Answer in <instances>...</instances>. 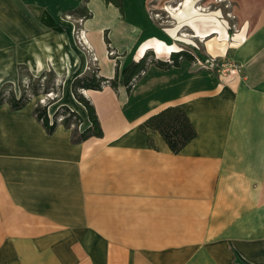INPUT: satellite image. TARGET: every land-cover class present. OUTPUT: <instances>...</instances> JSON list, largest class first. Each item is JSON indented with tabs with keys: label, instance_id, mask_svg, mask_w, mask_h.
<instances>
[{
	"label": "crops",
	"instance_id": "obj_1",
	"mask_svg": "<svg viewBox=\"0 0 264 264\" xmlns=\"http://www.w3.org/2000/svg\"><path fill=\"white\" fill-rule=\"evenodd\" d=\"M89 2L92 17L83 28L108 80L117 70L93 35L102 41L112 24L128 38L113 43L127 55L120 58L124 68L138 62L133 54L151 37L164 43L166 56L178 42L196 45L194 39L215 35L226 41L232 33L223 10L190 7L177 20L194 36L181 35L178 26L169 46L156 36L142 39L144 25L131 17L145 10L134 5L124 12L108 3L102 15L108 24L89 26L95 19ZM223 2L233 8L236 30L228 45L207 44L206 56L227 55L239 74L226 79L191 61L162 68L156 60L130 92L122 85L88 90L102 138L74 144L63 126L49 135L29 105L0 106V264H264V0ZM63 14L39 0H0V32L15 42L11 79L21 64L43 72L52 48L67 47L56 39L61 24L52 18ZM72 51L67 63L84 75L85 53ZM169 107H181L197 132L180 153L158 131L140 127Z\"/></svg>",
	"mask_w": 264,
	"mask_h": 264
},
{
	"label": "rangeland",
	"instance_id": "obj_2",
	"mask_svg": "<svg viewBox=\"0 0 264 264\" xmlns=\"http://www.w3.org/2000/svg\"><path fill=\"white\" fill-rule=\"evenodd\" d=\"M43 4H47L52 9H60L61 12L65 13L61 16L52 15V18L58 20L61 24L60 30L56 33L58 40H67L68 43L67 47H53V52L51 54V59L49 58L48 68L43 72L37 74L34 73L29 67L24 65L18 66V78L13 80L10 76V69H12V57H11V45L15 42L12 40L8 35L4 32H0V92L4 91L5 97L8 98L10 94L14 93L17 98L25 95L27 99H29V106L31 108H36L38 105L41 107H46L48 110L49 117L51 120L57 119L59 124L58 127L63 126L67 130H71L72 132L77 128L79 132H84L85 122H86V115L84 112L87 110L86 108L80 103L79 96L85 98L89 101L86 91L84 89H77L74 92V83L78 78H86L91 77L94 75V72H99L100 70L97 68L98 63V56L90 48L83 44L80 40V36L83 34L86 37V32L84 31L83 24L86 22L88 18H91L90 12L88 11L87 7L90 3L89 0H39ZM90 8L95 13V19H93L92 23L89 26L96 27L108 24V21L104 20L102 16L104 14V10L108 6V1L103 0H92ZM116 3L122 5L123 11L129 10L130 7L133 5L138 9V11L145 10L144 14L140 13V15H135V17H131L134 22L137 24L144 25V31L146 32L145 36L142 39H146L151 36H156L161 39L167 41L166 43L171 46L173 40L170 38V30L175 29L178 26H183L181 28L180 34L185 36L187 35L189 38L194 36L193 31L186 27V23H180L177 19L179 18L181 22L187 18L185 10L187 8L192 7L193 9H197L199 13L202 14H212L218 13L221 15V10H223L224 14L221 16V20L224 21V25L226 31L232 33L230 36L232 37L233 33L236 30V25L234 24L235 16L229 10L233 8L228 4L223 2L224 0H114ZM89 2V3H88ZM182 4V6H181ZM115 6V5H114ZM181 6V7H180ZM182 11L177 13L175 9ZM184 10V11H183ZM86 11V12H85ZM129 17V15H128ZM130 19V18H129ZM129 21V20H128ZM112 30L116 28L115 24H112L110 27ZM105 29L102 32V41L101 36L97 32L93 36L96 37V42L104 44L107 52V57L113 60L114 67L116 70L120 69L121 72L124 67H121V60L120 58H124L127 55H119L116 48H114L113 43L120 44L122 42H127V37L123 36L122 33L118 30H113L111 34V29ZM54 33V31H53ZM111 34V35H110ZM179 34V37H180ZM186 36V37H187ZM230 36L226 38V41H221L222 39L220 36H212L208 38L206 41L204 39H194L196 45H189L185 43L178 42L181 46L180 47H170L167 52L175 51V50H183L184 52H189L197 57L200 55L206 56L207 54V44L213 45L214 48L218 47L219 44L221 45H228V41H230ZM54 40V38L52 37ZM87 40V38H86ZM73 43L74 47H70L69 44ZM149 46L146 49L135 52L133 57L136 60L143 57L146 53H150V56L147 60V63L150 61H155L159 59L157 57L162 56L164 57V50L161 47L164 43H157L153 41L152 37L151 40L148 41ZM161 44V45H160ZM32 45L30 44V50L32 51ZM19 56L21 55V45H18ZM148 48V49H147ZM38 48L36 47V50ZM57 49L61 50L57 52ZM73 49L78 50V52L85 53V57L87 59V71L84 75L78 76L70 66L72 64H68V61H73V58L67 55H71V51ZM39 50V49H38ZM66 51V53H63ZM114 52L113 56H110L109 53ZM73 53V51H72ZM22 55L24 58H27L28 52L26 47L22 50ZM74 55V54H73ZM59 60L60 63H56L55 59ZM94 58H97V61H93ZM65 64H62V61ZM170 59V58H169ZM167 59V60H169ZM160 60H164L160 58ZM131 63V62H130ZM129 63V64H130ZM220 64H229L232 63L225 55V57H219ZM128 64V65H129ZM216 72L218 75L225 77L226 79L229 78L228 73H219ZM100 76V73H98ZM110 84H106L104 86H109ZM91 103V102H90ZM85 110H84V109ZM69 112H75L78 115V118L72 117V122L70 128H66L63 123L66 118H69ZM81 120V121H80ZM80 121V122H79Z\"/></svg>",
	"mask_w": 264,
	"mask_h": 264
},
{
	"label": "trees",
	"instance_id": "obj_3",
	"mask_svg": "<svg viewBox=\"0 0 264 264\" xmlns=\"http://www.w3.org/2000/svg\"><path fill=\"white\" fill-rule=\"evenodd\" d=\"M107 1L108 3H112L118 7L120 11H123L121 3L118 4L114 0ZM150 53H146L138 60V62H131L121 72L119 71L120 69H118L117 75L113 80L100 77L98 75V71L94 72V75L91 77L78 78L74 83V92H76L77 89L102 91L105 87L104 85L106 84H110L109 86L113 89H117L120 85H122L127 88L128 92H130L134 83L145 73L146 68L150 63L157 62L160 67L166 68L170 66L180 67L181 61L183 60L195 62V57L193 54L180 51L171 53L169 61L156 59V62L150 61L147 63ZM199 58L205 60L206 57L200 55ZM29 101L30 100L27 99L25 95L17 98L16 95L12 93L8 98H6L4 91L0 92V106L8 104L13 111H19L26 108L29 104ZM79 101L87 110V115L91 126L84 132H79L76 128L72 133V142L74 144H80L91 137L102 138L103 130L101 128L95 107L90 103V101L81 96H79ZM33 113L37 121L43 125L44 129L49 135H53L56 132L59 124L56 118L51 120L46 107H41L38 105L34 109ZM68 113L70 116L64 120L63 125L69 129L70 125L73 124H71L72 117L78 118V115L75 112H69V110ZM140 127L144 131H158L174 153H180L197 137V132L194 126L190 122L186 112L181 107L166 108L160 113L150 117Z\"/></svg>",
	"mask_w": 264,
	"mask_h": 264
},
{
	"label": "built area",
	"instance_id": "obj_4",
	"mask_svg": "<svg viewBox=\"0 0 264 264\" xmlns=\"http://www.w3.org/2000/svg\"><path fill=\"white\" fill-rule=\"evenodd\" d=\"M80 40L83 42L84 45H86L89 48L88 41L86 40L85 35L80 36ZM110 56L114 55V52L109 53ZM195 64H197L201 69L205 70H213L218 71L219 73H228L230 75L239 74L240 67L235 63H229V64H220L218 57L213 56H206L205 60L200 59L199 57L195 56ZM170 60V59H169ZM93 61H97V58H94ZM229 75V77H231Z\"/></svg>",
	"mask_w": 264,
	"mask_h": 264
},
{
	"label": "bare ground",
	"instance_id": "obj_5",
	"mask_svg": "<svg viewBox=\"0 0 264 264\" xmlns=\"http://www.w3.org/2000/svg\"><path fill=\"white\" fill-rule=\"evenodd\" d=\"M181 6H182V4H181ZM180 6V7H181ZM179 10V8L178 9H175V11H178ZM180 51H183V50H175V51H171V52H169L165 57V59L164 60H166V61H169V60H167V59H169L170 58V56H171V53H173V52H180ZM157 58H159V57H157ZM160 59V58H159Z\"/></svg>",
	"mask_w": 264,
	"mask_h": 264
}]
</instances>
